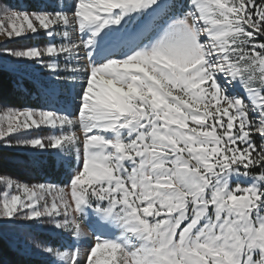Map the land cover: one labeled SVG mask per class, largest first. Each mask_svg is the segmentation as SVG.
<instances>
[{
	"label": "snow or ice",
	"instance_id": "obj_1",
	"mask_svg": "<svg viewBox=\"0 0 264 264\" xmlns=\"http://www.w3.org/2000/svg\"><path fill=\"white\" fill-rule=\"evenodd\" d=\"M40 33L0 47L43 101L0 102V146L38 153L0 172V239L45 264H264V0L0 2V44Z\"/></svg>",
	"mask_w": 264,
	"mask_h": 264
},
{
	"label": "trees",
	"instance_id": "obj_2",
	"mask_svg": "<svg viewBox=\"0 0 264 264\" xmlns=\"http://www.w3.org/2000/svg\"><path fill=\"white\" fill-rule=\"evenodd\" d=\"M8 3H17L35 5L37 0H5ZM0 102L9 106L32 105L37 106L42 103V98L34 85L32 76L23 74L22 72H13L5 67L0 70ZM4 153H16L8 150H0ZM18 154V153H16ZM0 172L18 175L20 179H25L23 174H17L14 168L4 160H0ZM42 175H49L56 178L57 172L50 170L41 172ZM47 258L25 255L17 251L7 240L0 239V264H45Z\"/></svg>",
	"mask_w": 264,
	"mask_h": 264
},
{
	"label": "rangeland",
	"instance_id": "obj_3",
	"mask_svg": "<svg viewBox=\"0 0 264 264\" xmlns=\"http://www.w3.org/2000/svg\"><path fill=\"white\" fill-rule=\"evenodd\" d=\"M0 2H6V1L0 0ZM37 2H39V0H37ZM9 4H12L15 6V5L22 4V3L20 1H18L17 3H14V4L9 3ZM2 40H3V37H0V41H2ZM44 40H45V37H44L43 33H40L38 36L30 37L27 40L14 41L12 44H8V45L0 44V47L17 46L18 44H40ZM2 59L3 58H0V61H2ZM3 67L11 70L13 65H11L8 62H3ZM20 67H23V65H21ZM22 73L26 74L24 72H22ZM26 75H28V74H26ZM28 76H31V75H28ZM0 150H8L10 152L18 153V154H16V153L0 152V160L6 161L11 166V168L15 169V172L17 174H19V173L23 174L25 179H21V180H28L36 174V170L28 162L35 155L38 154L37 152H35L32 149H27V148H7V147H3V146H0ZM5 174H9V173H5ZM10 175H12L14 178L20 179L18 177V175H15V174H10ZM84 228H85V232L87 233L89 231L87 226L85 225ZM35 236L38 240L47 241V240H54L56 238V233L54 231H52L47 226L35 227ZM6 240L10 243V240L8 238H6ZM12 246H14V245H12ZM28 255H34V256L47 258L38 252H33L31 254H28Z\"/></svg>",
	"mask_w": 264,
	"mask_h": 264
}]
</instances>
